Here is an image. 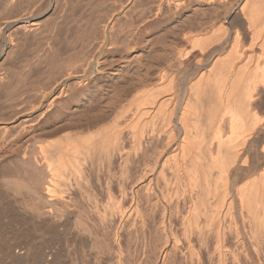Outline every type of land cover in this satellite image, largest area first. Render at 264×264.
<instances>
[{"label": "bare ground", "instance_id": "6f19581e", "mask_svg": "<svg viewBox=\"0 0 264 264\" xmlns=\"http://www.w3.org/2000/svg\"><path fill=\"white\" fill-rule=\"evenodd\" d=\"M117 1L118 6L123 4ZM134 1L131 3L138 2ZM143 1L147 0H142V4ZM192 1L151 0L150 4L140 5L139 12L135 8L138 5L133 4L136 11L133 6L129 7L131 15L133 9L141 18L138 19L142 20L149 12L154 16H162L171 7L180 10L179 7L185 8ZM197 1L211 4L216 0ZM233 1L218 0V3L225 11ZM15 2L19 4L18 0ZM114 3L110 5L117 2ZM129 7L126 9L128 13ZM237 9L235 17L232 16L239 24L232 30L222 21L214 28L215 20L221 15L219 13L207 16L204 20L197 16L190 25L187 24L190 30L196 31L178 32L180 35L175 36L179 41L188 43V48L178 50L172 47L170 55H164L166 58L159 54L162 58L157 57L156 63L151 65V76L149 71H145L141 76H128L129 81L127 77H113L112 82L116 86L111 82L113 86L100 88L98 81H92L96 76L95 71H99L96 65L100 62L92 56L86 59L82 56L84 62L79 59L78 65L69 61L73 67L66 68L65 64L64 68L68 71H64L65 74L61 72V79L57 80L56 76L57 81L53 84L46 83L48 87L42 82L43 77L41 83L37 79L38 83L33 84V87L32 82L36 76L40 78L37 73L32 79L28 71L29 75L20 76L17 73L14 81L18 78L20 81V77L24 76L21 82L30 80L28 82L31 83L27 82L26 86L24 82L17 81L20 86L24 85V89L19 91L23 87L17 84L18 94L10 86L14 81L10 79L13 82L7 83L9 71L3 73L5 76L0 75V89L11 87L7 93L6 89L2 91L6 93V98L4 94L1 95L3 89L0 90V96L6 102L5 106V103L1 104L3 100L0 101V143L10 140L9 143L14 144L9 145L11 149L2 153L3 159L0 160V183L3 186L0 190H5L4 193L0 192V198L10 197L15 203L7 199L5 202L8 201V205L5 208L6 204L1 200L2 206L5 204L1 216L11 223L15 219L22 225L25 232L21 231V234L26 235L21 237L33 239V233L34 238L37 236V240L33 239L35 242L25 237L23 246H19L23 238L18 243L14 237L17 241L11 240V244L14 242L11 248L12 237H8V229L1 225V221H6L0 217V227L6 229L8 237L3 238V228L0 237L4 240L0 238V241H10L7 249L2 252L0 250V261L4 258L5 261H2L5 264H57L53 253L59 251L54 249L63 241L59 243L56 240L57 247L51 244L55 238L53 233L59 235L57 233L63 231L62 234H67L63 240L67 242L65 245L69 264H264V0H242ZM175 10L170 11L179 14L180 11ZM126 11L124 9L125 13H120L128 15ZM110 13L112 16L108 15L110 18L106 22L108 16L105 17L104 25L101 26L99 22V26L104 29L97 27L104 32L110 31L108 33L112 38L102 31L101 41L93 44L97 45L95 51L107 47V51L126 52L132 44L137 43L131 40L136 28L135 24L132 27V21L137 15L134 18L129 15L132 19L125 15L132 23L126 20L128 23L122 22L123 28H119L122 20L113 16V11ZM9 18V15L8 18L0 16V33L10 22ZM24 18L19 16L15 19L19 21ZM40 23L38 20L27 21L15 28H24L30 32L29 35L33 31L37 36L36 30ZM7 36L11 37L9 34ZM108 38L111 41H107ZM81 43L77 44L86 45L85 42ZM68 45L71 46L70 43ZM94 46L91 43L89 48L94 49ZM82 47L77 49L83 51ZM46 49H41L45 56L43 60L48 58L45 54L49 51ZM92 49H88L90 52L84 49L83 55L92 54ZM39 50L36 52L38 55ZM59 56L63 57L62 54ZM191 57L195 58L196 67H204L206 64L209 67L203 68L204 71L192 80L184 83L177 80L175 83V74L170 75L168 70L176 68L180 71L182 64L191 60ZM155 73L156 76H153ZM52 78L55 80L54 76ZM154 78H158L156 80L159 83L149 87ZM125 80L127 84L121 86ZM39 83H43L45 88L40 87ZM56 87L55 96L53 92ZM29 90L37 93L33 94L39 100L37 104L31 105ZM46 96L50 99L43 109L52 106L55 97L63 98V105L60 104L57 110L58 116H67L65 110L67 107L69 109V102H83L80 117L84 121L34 131L24 146L25 141L22 144L20 138L32 128L31 116L38 111V104ZM43 109L37 113L38 116L42 117L46 111ZM17 119L20 121L16 123ZM8 134L11 137H7ZM3 145L1 143L0 147ZM3 173L7 176L3 177ZM22 191L26 192L28 201ZM16 211L22 218L18 214L14 215ZM19 224V228H12L20 229ZM46 227L49 228L46 231L49 234L52 230L57 231L51 233L53 236L50 234L53 239L40 233Z\"/></svg>", "mask_w": 264, "mask_h": 264}, {"label": "rangeland", "instance_id": "374dc122", "mask_svg": "<svg viewBox=\"0 0 264 264\" xmlns=\"http://www.w3.org/2000/svg\"><path fill=\"white\" fill-rule=\"evenodd\" d=\"M5 1V0H4ZM3 0H0V9H1V11H0V16H3L4 17V15L8 18V15H9V19H10V22L7 24V26L6 27H4L3 29H2V31H1V33H0V75H2L3 73H6L7 71H9V73L7 74L8 76H10V78L9 77H7V79H8V81H7V83L9 82V83H12L14 80H13V78L15 79L16 78V75H17V73H18V75L20 74V76L21 75H26L28 72L30 73V75H29V73L27 74V75H29L30 76V79H32V77H34L35 78V76L38 74V75H40V78H38L37 76H36V80L35 81H37V79H40V83H41V77H43V79H42V82H45V87L47 86L46 85V83H48V85H50V84H53L55 81H57L59 78H60V76H62L61 75V72H63L64 74H65V72L64 71H68V70H65L66 68H70V66H72V64L74 63V62H76L74 65H76L77 64V62H78V64H79V62L80 61H82V62H84L83 61V59L85 58V57H88V56H92V58H94V60L95 61H97L98 60V62H99V64L98 65H96V68L97 69H99V71L97 70V72L95 71V74H96V76L93 78V82H95L96 81V83H97V81H98V83H97V85H101L100 86V88H102V87H104L105 86V88H108L110 85L111 86H116L115 84H113V82H112V79H113V77H116V76H122V77H125L124 79H126V77H127V79L126 80H128L129 81V77L128 76H133V75H138V76H141V75H143L144 73H145V71H149V75L151 76V65H154L155 63H156V58L157 57H159L160 55L163 57L164 55H166V54H169L170 55V49L172 48V47H177V49L178 50H181L182 49V47H183V49H184V47H186V48H188L189 47V44L188 43H186V42H184V41H179L175 36H177V35H180L182 32H185V31H189L190 30V28H189V26L188 25H190V22H192V20L194 19V18H196L197 16H199V17H197L198 19H201L202 18V20H204V19H206L207 18V16H209L210 17V15H211V17L212 16H215L217 13H219V14H221L216 20H215V24H214V28H215V26L217 27V25L219 26V22H221V23H224V24H226V26L228 27V29L229 30H232V28H234L237 24H239L237 21H236V19L235 18H233V16L236 14V10H238L237 8H238V6H239V4L242 2V0H235V1H233L231 4H229V5H227V7H226V9L228 10H226L225 9V11L223 10V6H221V4L220 3H218V0H216V1H214V2H212L211 4H206V3H203V2H198L197 0H193L192 2L193 3H189V4H187L186 5V7L184 8V6L183 7H179L180 8V10L179 9H176L175 10V8H173V7H171V9L170 10H172V11H176V12H179V14L177 13V14H175V12H172V11H170V10H167V11H169V12H172V13H170V14H168L169 12H167L166 10H165V13H163L162 14V16H154L153 15V13H151V12H149L150 14L148 15V13L146 14V16L145 17H143V19H145L144 21H142V20H139V19H141V18H139L138 16L139 15H137L138 13H136L135 11H136V9H137V12H139L138 10H139V8H140V5L142 6L144 3L145 4H147V3H149L150 4V1L151 0H147V1H143L144 3L142 4V0H137L138 2H140V4L138 3V2H136V3H131V2H135L134 0L132 1V0H128L127 2H126V0L124 1V0H119L121 3H123L121 6H118L119 5V3H118V1L117 0H107V1H105V0H88V1H86V0H80V1H78V0H58V1H56V0H29V1H27V0H22V1H20V0H18V2H19V4L18 3H16L15 2V0H7V1H9V2H11L12 4H15V5H11V3H9V2H7V1H5L4 2ZM13 1L15 2V3H13ZM17 1V0H16ZM35 1V2H34ZM64 3H63V2ZM81 1H83V2H81ZM87 3H86V2ZM100 1H101V3H102V5H101V3H100ZM115 1V5H110V4H112L113 2ZM189 1V0H188ZM21 2V3H20ZM24 4H23V3ZM70 4H69V3ZM72 2V3H71ZM80 2V3H79ZM7 3H8V6H6L7 5ZM27 3H29L28 4V6L26 5ZM32 5H31V4ZM43 3V4H42ZM48 3V5H46ZM74 3V4H73ZM77 3V4H76ZM79 3V4H78ZM82 3V4H81ZM94 3H96V4H94ZM131 3V4H130ZM3 4V5H2ZM5 4V5H4ZM17 4V5H16ZM118 4V5H117ZM136 4V5H138V6H135V8L136 9H134V5ZM152 4V3H151ZM9 5H11V6H9ZM23 5V6H22ZM41 5V6H40ZM45 5V6H44ZM62 5V6H61ZM67 5V6H66ZM73 5V6H72ZM76 5V6H75ZM79 5H80V8H79ZM103 5H104V7H103ZM117 5V6H116ZM126 5V6H125ZM34 6V7H33ZM40 6V7H39ZM44 6V7H43ZM50 6V7H49ZM55 6V7H54ZM91 6H92V8H91ZM101 6V7H100ZM110 6L113 8V10L110 8ZM115 7V9H114V7ZM122 6H125V7H122ZM129 6H131V8H132V6H133V9L135 10V11H133V9H131V11L133 12V14L131 15V13H130V7ZM229 6V7H228ZM232 6V7H231ZM14 7V8H13ZM29 7V8H28ZM31 7V8H30ZM33 7V8H32ZM69 7V8H68ZM99 7V8H98ZM117 7H118V9H117ZM119 7H121L120 9H119ZM127 7H129V13L126 11V9H128ZM28 8V9H27ZM55 8V9H54ZM71 8V9H70ZM82 8V9H81ZM96 8V9H95ZM229 8V9H228ZM9 9H10V11H9ZM13 9V10H12ZM26 9V10H25ZM31 9H33V10H31ZM39 11H38V10ZM66 9H67V11H66ZM106 9V10H105ZM114 12L113 13V16H117V18L119 19V21H121V24L122 25H120L119 26V28H123V23L125 24L127 21L129 22V19L127 20L124 16L126 15V16H128L129 17V15H130V17L132 16V18H134L136 15V17L133 19L134 21H132V20H130V21H132V22H129V23H132V27H133V24H135L136 25V28H134L135 30H134V33H133V36H132V38H131V40L132 41H136L137 43L136 44H132V46H130L129 47V50H125L126 52H124L123 50L121 51V50H118V51H107V47H104L103 48V50H96L95 51V47H97V45L96 46H94L93 44L94 43H98L99 41H101L100 39H101V37H103V32H104V30H100L99 29V22H100V25L102 26V25H104L105 24V22L106 21H108L109 20V18L112 16V13H110V12H112L111 10ZM122 9V10H121ZM124 9H125V11H126V13H128V15L127 14H122V13H125V12H123L124 11ZM231 9H232V11H231ZM8 10V11H7ZM37 10V11H36ZM51 10H52V12H51ZM89 10V11H88ZM97 10V11H96ZM114 10H117V11H114ZM221 10V11H220ZM223 10V11H222ZM230 10V11H229ZM12 11H14V12H12ZM74 11H75V13H74ZM77 11V12H76ZM105 11H106V13H105ZM197 13H196V12ZM236 11V12H235ZM24 12H27V13H24ZM31 12V13H30ZM37 12V13H36ZM81 12V13H80ZM120 12H122V13H120ZM211 12V13H210ZM221 12V13H220ZM228 12V13H227ZM235 12V13H234ZM14 13V14H13ZM55 13V14H54ZM88 15H87V14ZM103 13V14H102ZM117 13V14H116ZM119 13V14H118ZM216 13V14H215ZM227 13V14H226ZM7 14V15H6ZM18 14V15H17ZM21 14H29V15H31L30 16V18H29V15H26V17H25V15H24V17H23V15H21ZM36 14H37V16H36ZM59 14V15H58ZM82 14V15H81ZM111 14V15H110ZM136 14V15H135ZM174 14V15H173ZM205 16H204V15ZM208 14V15H207ZM11 15V16H10ZM16 15V16H15ZM33 15V16H32ZM69 15H71V16H69ZM74 15V16H73ZM84 15V16H83ZM110 17H109V16ZM118 15H120V16H118ZM123 15V16H122ZM165 15V16H164ZM172 15V16H171ZM224 15V16H223ZM230 15L232 16V17H230ZM21 17V18H24V20H17L16 21V19H17V17ZM106 16H108L107 18L108 19H106L105 17ZM122 16V17H121ZM134 16V17H133ZM204 16V17H203ZM12 17H14V18H12ZM50 17H54V18H50ZM58 17V18H57ZM68 19H66V18ZM85 17V18H84ZM94 17V18H93ZM120 17V18H119ZM129 17V18H130ZM149 17V18H148ZM157 17V18H156ZM206 17V18H205ZM235 17V16H234ZM16 18V19H15ZM46 18H47V20H46ZM71 18V19H70ZM132 18H130V19H132ZM137 18V19H136ZM139 18V19H138ZM214 18V17H213ZM52 19V20H51ZM78 19V20H77ZM86 19V20H85ZM94 19V20H93ZM96 19V20H95ZM106 19V20H105ZM121 19V20H120ZM123 19L125 20V21H123ZM162 19V20H161ZM235 19V20H234ZM39 21V22H41L39 25H40V27H38V29L36 30V34H37V36H35V34H34V32L33 31H31V33L32 34H30L29 35V33L26 31V30H23L24 28H17V29H20V30H17L15 27L17 26V25H21V24H23V23H27V21ZM45 20V21H44ZM103 20H105V22L103 21ZM127 20V21H126ZM137 20V22H135ZM139 20V21H138ZM188 20V21H187ZM53 21V22H52ZM61 21V22H60ZM65 21V22H64ZM68 21V22H67ZM77 21V22H76ZM81 21V22H80ZM102 21V22H101ZM46 22V23H45ZM48 22H51V23H48ZM63 22V23H62ZM123 22V23H122ZM127 22V23H128ZM135 22V23H134ZM139 22H142V23H139ZM153 22V23H152ZM82 23V24H81ZM102 23V24H101ZM104 23V24H103ZM50 24V25H49ZM59 24V25H58ZM63 24V25H62ZM77 24H78V26H77ZM92 26H91V25ZM96 24V25H95ZM98 24V25H97ZM188 24V25H187ZM44 25H45V27H44ZM52 25V26H51ZM57 25V26H56ZM88 25V26H87ZM90 25V26H89ZM184 25H186L185 27H184ZM82 26H84V27H82ZM87 28H86V27ZM97 26H99V27H97ZM118 26V25H117ZM122 26V27H121ZM94 27V28H93ZM95 27H96V29H95ZM135 27V26H134ZM188 27V28H187ZM14 28V29H13ZM41 28V29H40ZM82 28V29H81ZM85 28H86V31H85ZM89 28V29H88ZM92 28H93V30H92ZM100 28H102V27H100ZM116 28V27H115ZM129 28H131L130 26H129ZM138 28V29H137ZM16 29V30H15ZM46 29V30H45ZM102 29H104V28H102ZM116 29H118V27L116 28ZM179 29V30H178ZM182 29V30H181ZM184 29V30H183ZM92 30V31H91ZM98 30V31H97ZM195 30V29H194ZM194 30L193 29H191L190 31L192 32H194ZM197 30V29H196ZM195 30V31H196ZM15 31H17V32H15ZM22 31H24V32H22ZM26 31V32H25ZM39 33H38V32ZM59 32V33H58ZM87 32V33H86ZM89 32V33H88ZM96 32H98V33H96ZM106 32V35L109 37V38H112L111 37V35L109 34L110 33V31H105ZM104 32V33H105ZM109 32V33H108ZM166 32V33H165ZM180 34H179V33ZM18 33H20V34H18ZM28 33V34H27ZM43 33V34H42ZM85 33V34H84ZM100 33V34H99ZM231 33L232 32H230V34H229V41H230V36H231ZM10 35L11 37H9V36H7V35ZM15 34V35H14ZM24 34V35H23ZM27 34V35H26ZM34 34V35H33ZM39 34V35H38ZM47 34V35H46ZM51 34V35H50ZM55 34V35H54ZM102 34V35H101ZM167 34L169 35V36H167ZM173 34V35H172ZM17 35H19L18 37H20L19 39H18V37H17ZM26 35V36H25ZM43 37H42V36ZM46 35V36H45ZM82 35V36H81ZM101 35V36H100ZM135 35V36H134ZM138 35H139V37H138ZM15 36V37H14ZM29 36V37H28ZM33 36V37H32ZM51 36V37H50ZM66 36V37H65ZM70 36V37H69ZM77 36V37H76ZM80 36H81V38H80ZM98 36V37H97ZM113 36V35H112ZM138 38H137V37ZM23 37H24V39H23ZM27 37V38H26ZM40 37V38H39ZM54 37V38H53ZM55 37H56V39H55ZM119 37H121L122 38V36L121 35H119ZM178 37V36H177ZM9 38H11V39H9ZM12 38H13V40H12ZM17 38V39H16ZM42 38H43V40H42ZM49 38V39H48ZM70 38V39H69ZM78 38V39H77ZM80 38V39H79ZM94 38V39H93ZM108 38V40L107 41H111V39H109ZM135 40H134V39ZM161 38V39H160ZM175 38V39H174ZM52 39H53V41H52ZM55 39V40H54ZM75 39V40H74ZM89 41V43L86 41ZM159 39V41H157ZM163 39H165V40H163ZM12 42H11V41ZM19 40V41H18ZM57 40V41H56ZM59 40V41H58ZM73 40V41H72ZM92 40V41H91ZM10 41V42H9ZM67 41V42H66ZM69 41V42H68ZM71 41V42H70ZM80 41H82V43L80 42ZM86 43V45L84 44V42ZM91 41V42H90ZM20 42V43H19ZM39 42V43H38ZM49 42V43H48ZM52 44H51V43ZM61 42L63 43V44H61ZM156 42H157V44H156ZM18 43V44H17ZM48 43V44H47ZM56 43V44H55ZM58 43V44H57ZM65 43V44H64ZM71 44V46L70 45H68V44ZM77 43H81V44H84V46L86 47L87 45V47L85 48L83 45H81L80 46V44H77ZM91 43H92V47L94 46V49H92V47L91 48H89V46L91 45ZM166 43V44H165ZM45 44V45H44ZM55 44V45H54ZM72 44H73V46H72ZM165 44V45H164ZM168 44V45H167ZM171 44H173L172 46H170ZM20 45V46H19ZM45 47H44V46ZM46 45H49L50 47L52 46V47H55L56 48V50H55V48H50L49 46L47 47V49L48 48H50L49 50H47L46 49ZM66 45V46H65ZM153 45V46H152ZM160 45H162V46H160ZM177 45V46H176ZM188 45V46H187ZM22 46V47H21ZM57 46V47H56ZM67 46L69 47V48H67ZM76 46V47H75ZM84 47V49H86V51L87 52H90L91 51V49H92V54H90V55H88V53H86V55L87 56H85V55H83V53L85 54V52H83V51H85L84 49H83V47ZM11 47V48H10ZM15 47V48H14ZM43 47V48H42ZM65 47V48H64ZM71 47H73V48H71ZM80 47H82L81 49L83 50V51H81L80 49L78 50L77 48H80ZM132 47V48H131ZM158 47V48H157ZM18 48H20V49H18ZM39 50V48H41V49H46L47 51H49V53H47V54H50V53H53L52 55H49V56H51V60L49 59V56L47 55V54H45L47 57V59H44L43 60V57L45 58V56H44V51L43 50H39V54L40 55H43L42 57L40 56V55H38V53L36 54V52H38V50ZM57 48L60 50H57ZM75 48V49H74ZM179 48H181V49H179ZM88 49H90V51L88 50ZM156 49V50H155ZM168 49V50H167ZM182 49V50H183ZM11 50H13V51H11ZM51 50V51H50ZM52 50H53V52H52ZM54 50H55V53H54ZM65 50V51H64ZM73 50H75V51H73ZM42 51H43V53H42ZM59 51V52H58ZM73 52V53H71V52ZM80 51H81V54H80ZM94 51V52H93ZM169 51V52H168ZM27 52V53H26ZM29 52V53H28ZM31 52H33V53H31ZM58 52V53H57ZM65 52V54L63 55V53ZM68 52V53H67ZM79 52V53H78ZM83 52V53H82ZM101 52V53H100ZM105 52V53H104ZM123 52V53H122ZM8 53V54H7ZM15 53V54H14ZM38 56V58H36L37 56L35 55V54ZM77 53V54H76ZM99 53H100V56H99ZM157 53V54H156ZM10 54V55H9ZM31 54V55H30ZM60 54H62V56L63 57H61V56H59ZM75 54H76V56H75ZM160 54V55H159ZM34 56V59H33V56ZM56 55V56H55ZM68 55V56H67ZM156 55V56H155ZM158 55V56H157ZM196 55V54H195ZM11 56V57H10ZM14 56V57H13ZM32 56V57H31ZM58 56H59V59H58ZM82 56H84V58H82ZM159 57V58H162V57ZM24 57V58H23ZM27 57V58H26ZM30 57V58H29ZM62 58V60H61V58ZM68 57V58H67ZM72 57V59H70ZM165 58H166V56H164ZM53 58V59H52ZM57 58V59H56ZM25 59V60H24ZM27 59V60H26ZM36 59H38L37 61H36ZM40 59H42V61L40 60ZM79 59H81L80 61H79ZM86 59V58H85ZM97 59V60H96ZM103 59V60H102ZM41 61V63H40V61ZM58 60H59V62L60 61H62V62H58ZM66 60V61H65ZM105 60V61H104ZM111 60V61H110ZM36 61V62H35ZM39 61V62H38ZM48 61L50 62V63H48ZM56 62L57 63V65L58 66H56V63L54 64L53 62ZM69 61H70V63L72 62V64H70L69 63ZM35 62V63H34ZM37 62L39 63V64H37ZM141 64H140V63ZM32 63V64H31ZM63 63V64H62ZM108 63V64H107ZM194 63H195V58H193V57H191V60H187V61H185L183 64H182V67H181V70L179 71V70H176V68L174 69V68H172V69H170L171 71H169L168 70V72H169V74L170 75H172L173 74V76H174V74H175V80L176 81H174L175 83L177 82V80H178V82H182V83H184V82H186V81H189V80H192V79H194L196 76H198L202 71H204V70H202L203 68H208L209 66H207V64H206V66H204V67H200V68H198V67H196L195 65H194ZM42 64V65H41ZM49 64H50V66H49ZM54 64V65H53ZM61 64H62V66H61ZM66 64V68H64L65 65ZM77 64V65H78ZM21 67H20V66ZM25 65V67H23ZM28 67H27V66ZM34 65V66H33ZM48 65V66H47ZM110 65V66H109ZM30 66H31V68H30ZM38 66V67H37ZM42 66V67H41ZM52 66H53V68H52ZM59 66H61V68L62 69H60V67ZM103 67V69H102V67ZM20 69H19V68ZM44 67H46V68H44ZM49 67V68H48ZM73 67V66H72ZM28 68H29V70H28ZM33 68V69H32ZM41 68V69H40ZM48 68V69H47ZM51 68H52V70H51ZM64 68V69H63ZM14 69V70H13ZM53 69H55V70H53ZM102 69V70H101ZM183 69V70H182ZM6 70V71H5ZM59 70H62V71H60V72H58ZM101 70V71H100ZM140 70V71H139ZM5 71V72H4ZM12 71V72H11ZM15 71V72H14ZM26 73H25V72ZM28 71V72H27ZM37 71V72H36ZM46 71V72H45ZM49 71V72H48ZM103 71H105V72H103ZM177 71H179V72H177ZM24 72V73H23ZM43 72V73H42ZM56 72H57V75H56ZM98 72H100L99 74H98ZM12 73V74H11ZM15 73V74H14ZM37 73V74H36ZM42 73V74H41ZM48 73V74H47ZM52 73V74H51ZM62 73V74H63ZM103 74L104 76H102V75H100V74ZM117 73V74H116ZM125 74V76H124V74ZM135 73V74H134ZM6 74H3V76H5ZM11 74V75H10ZM54 76V79L55 80H53V78H52V76ZM63 74V75H64ZM177 74V75H176ZM46 75L48 76V77H46ZM60 75V76H59ZM100 75V76H99ZM127 75V76H126ZM153 76H156V73H155V75L154 74H152ZM15 76V77H14ZM20 76H18V77H20ZM50 76V77H49ZM56 76H58L57 77V80H56ZM17 77V78H18ZM28 76H26V78H27ZM45 77L47 78V79H45ZM23 78H24V76H23ZM22 77H20V81H18V79L17 80H15L14 82L16 83L17 81L18 82H20V83H23L24 82V80H22L23 82H21V79H23ZM50 78H51V80H50ZM62 78V77H61ZM60 78V79H61ZM98 78V79H97ZM6 79V80H7ZM13 80L12 82H11V80ZM49 79V80H48ZM96 79V80H95ZM99 79H101V81L99 80ZM156 79H158V78H154V79H152L151 80V85H149V87H152V86H154L155 85V83H156V85L159 83V81L158 80H156ZM10 80V81H9ZM46 80V81H45ZM53 80V81H52ZM125 80V83L123 84H120L121 86L122 85H125V84H127V82L128 81H126ZM25 81H30V80H25ZM32 82V85L34 84V85H36L37 83H38V81L37 82ZM50 81V82H49ZM92 81H91V83H92ZM153 81V82H152ZM184 81V82H183ZM14 82L12 83V85H10L11 87L13 86L14 88H12V90H16L15 92H17V94H18V92L19 91H21L22 89H24V85L23 86H20V83L18 84V83H16V84H14ZM27 82H24V84H27ZM111 82H112V84H111ZM158 82V83H157ZM8 83V84H9ZM29 84H31L30 82H28ZM40 83H39V86L41 87V86H43V83H42V85H40ZM105 85H104V84ZM20 87H23V88H19V86ZM16 87H15V86ZM22 85V84H21ZM31 85V86H32ZM34 85H33V87H34ZM103 85V86H102ZM109 85V86H108ZM155 85V86H156ZM9 86V87H10ZM26 86H28V84L26 85ZM108 86V87H107ZM110 86V87H111ZM5 87V86H4ZM11 87L10 88H8L7 86L5 87V88H1V89H3V90H1V92L3 91H5L4 89H6V93H7V90L8 89H10L11 90ZM33 87H31V90H32V88ZM44 86H43V88H45ZM48 87V86H47ZM17 88H19L18 90L19 91H17ZM57 87L55 88V92H53V94L55 95L56 94V92H57ZM9 90V91H10ZM31 90H29V91H31ZM0 92V93H1ZM2 92V96H3V94L5 95V98H6V93H3ZM34 92V91H33ZM31 93V97L33 98V99H31V97H28L30 100H32V101H30L28 98V100L31 102V105L32 104H37V102H39V100H37L36 98H35V96L33 95V94H37V93H32V91L30 92ZM14 94H16V93H14ZM21 94V93H20ZM39 94V93H38ZM2 96H0L1 98H0V101L1 100H3V103H1V104H4L5 106H6V102L4 101V99H3V97ZM56 96V95H55ZM49 96H46L45 98H43L41 101H40V103L38 104V111H36L35 113H29V115H31L32 114V116H31V118H32V120L30 121L31 123H33V125L29 122V121H27V123H29V124H31L30 126H32V128H30V130L28 131V133H26L24 136H23V138L21 137L20 138V140H22V144L24 143V141H25V143L23 144L24 146H25V144H27L28 143V141H29V139L28 138H30V136L32 135L31 133H33L34 131L35 132H39V131H42V130H44V129H49V128H52V127H54V126H59V124L61 125H63L64 123L66 124H68V123H76L77 121L78 122H83L84 120L82 119V117H80L81 115H82V106L81 105H83V102L82 103H76L75 101H72V102H69L68 104L69 105H67V106H69V109H68V107L66 108V110L65 111H67V116H65V114H64V116L63 115H61L60 113V117L58 116V113H57V110H58V108L61 106V105H63L62 104V99L63 98H61V97H55L54 98V103L52 104V106H50V107H48V108H45L46 109V111H44L43 112V114H42V117L41 116H38V114L37 113H39V111H41V109H43V107H45L46 105H47V103L49 102ZM6 100V99H5ZM34 101V102H33ZM48 101V102H47ZM2 102V101H1ZM30 102H29V104H30ZM61 102V103H60ZM71 103V104H70ZM75 103V104H74ZM0 104V105H1ZM61 104V105H60ZM40 105V106H39ZM45 109H43V110H45ZM81 109V110H80ZM73 110V111H72ZM60 112V111H59ZM78 112V113H77ZM56 113V114H55ZM35 114V115H34ZM78 115V116H77ZM58 116V117H57ZM35 117H39V118H36L35 119ZM80 117V118H79ZM72 119V120H71ZM76 119V120H75ZM18 120L20 121V119H17L16 120V123L18 122ZM35 121V123H34V121ZM37 120V121H36ZM69 121V122H68ZM77 122V123H78ZM34 129V130H33ZM33 130V131H32ZM9 135V134H8ZM29 136V137H28ZM7 137H11V135H9V136H7ZM13 138V137H12ZM11 138V139H12ZM7 139H9V138H7ZM6 139V140H7ZM24 140V141H23ZM27 140V141H26ZM9 141L10 140H8L7 142L9 143ZM177 141V140H176ZM176 141H175V143H176ZM6 142V141H5ZM3 143V142H1L2 143V145L3 144H5V145H3L2 146V148L0 147V158L1 157H3V154L6 152V151H9L11 148H9V145L11 144L12 146L14 145L13 143ZM27 142V143H26ZM178 142V141H177ZM0 143V144H1ZM175 143H173V145L175 146ZM3 153V154H2ZM3 158H1L0 160H2ZM2 171V170H1ZM0 171V172H1ZM5 173V172H4ZM3 173V177L4 176H7V175H5ZM21 174V173H20ZM2 174L0 173V176H1ZM0 178H2V176L0 177ZM0 187L2 188L3 186L1 185V183H0ZM0 188V189H1ZM4 189V188H3ZM1 191H3V190H0V192ZM5 191V190H4ZM4 191H3V193H4ZM24 193V194H23ZM26 192L25 191H22V194L24 195L23 197L24 198H26L25 200H27L28 201V196L25 194ZM28 197V198H27ZM4 199V200H3ZM9 200L10 199V203L11 202H13V200L9 197H7V198H3L2 197V199L0 198V201L2 200V201H4V203L6 204V206H4L5 208L7 207V202H5V200ZM2 203L3 202H0V204H1V206H2ZM12 204H14L15 205V203L13 202ZM0 206V208H2V209H0V217H2L1 215H3L2 213V210H5L4 208H3V206L1 207ZM19 215L20 213H17V211H16V214H14V215ZM17 215V216H18ZM21 215V214H20ZM20 215L18 216V217H20ZM4 217V216H3ZM1 218V219H3V220H5L4 218ZM16 217V216H15ZM20 218H22V216L20 217ZM0 219V220H1ZM18 220V219H17ZM6 221V223L4 222V221H1V225L3 226L4 225V227H6V229H8L7 231H8V233H7V231H6V229L4 228V230L5 231H3V233H2V229H1V227H0V229H1V233H2V235H5L3 238H6V235L8 234V237L9 238H11L10 239V241L11 240H13V239H17L18 240V243L21 241V239L23 238V237H21V236H24V235H26L25 233H23V234H21V231L22 232H25L24 231V229L22 230V225L21 224H19L18 223V221H15V219H14V221L17 223L16 225H15V222L13 221V219H11V221H13L14 222V224H13V222L11 223L10 222V220H5ZM21 221V220H20ZM2 222H3V224H2ZM10 222V223H9ZM5 223V224H4ZM7 223H8V225H7ZM10 224V225H9ZM18 224L21 226L20 227V229H16V230H20V231H16L15 229H13L15 226H17L18 228H19V226H18ZM27 225V224H26ZM9 226H11V228H12V230L13 231H11V228H9ZM25 226V225H24ZM27 226H29V225H27ZM8 227V228H7ZM26 227V226H25ZM26 228H28L29 229V227H26ZM9 229H10V231H9ZM31 229V228H30ZM29 229V230H30ZM43 229V233H45L47 230H49V228H42ZM45 230V231H44ZM52 230V229H51ZM40 231H42V230H40ZM5 232V233H4ZM9 232L12 234H9ZM17 232V233H16ZM31 233H32V231H30ZM49 232V231H48ZM48 232H46V234L48 233ZM53 232H56L57 233V231H50V234L51 233H53ZM63 232V231H62ZM62 232H59V233H57V234H61L60 236L59 235H56V234H54L53 233V235H54V239L52 238V236L49 234V235H46V234H43L42 232H40L42 235H44L45 237H48V236H50V238L51 239H53V241H52V244L51 245H55L56 247H57V243L59 242V243H61L62 241V243L63 244H59L58 245V247L61 245L62 247H63V249L61 248V246L58 248L57 247V249H54V250H56V251H59V252H57V253H59V254H57L55 251H54V253H53V255L55 256L56 255V257H57V259L59 260V262H58V260L56 259V257H53V259H54V261H55V263L57 262V264H69V259H68V253L66 252L67 251V247H66V245L65 244H67V242H66V239L65 240H63L64 239V237H67V234H65V232L62 234ZM7 233V234H6ZM13 233H14V236H13ZM33 235V239H36L37 238V236H36V238H34L35 236V234L33 233L32 234ZM63 236V237H62ZM7 237V238H8ZM15 237V238H14ZM21 237V238H20ZM26 237V239H28V241H31L32 240V242H35L36 240H33L32 238L30 239L29 237H27V236H25ZM25 237L23 238V240L24 241H21L20 242V244H19V246H23L24 245V243H25ZM57 237V238H56ZM62 237V238H61ZM1 239H2V236L0 237ZM6 238V239H7ZM59 238H60V240H59ZM0 239V240H1ZM5 239V240H6ZM15 239V240H16ZM20 239V240H19ZM2 240H4V239H2ZM16 240V241H17ZM58 242H57V241ZM62 240V241H61ZM10 241H6V242H4V241H0L1 243H0V245L2 244V245H4V246H0V250H1V252L4 250V249H7L8 247V242H10ZM55 241V242H54ZM61 241V242H60ZM24 242V243H23ZM53 242H54V244H53ZM57 242V243H56ZM64 242H66V243H64ZM4 243V244H3ZM5 243H6V245H5ZM12 243V241L10 242V244ZM22 243H23V245H22ZM13 244H14V242H13ZM13 244H11V248H12V246L14 247V245ZM15 245H18V244H16L15 243ZM6 246V247H5ZM4 247V248H3ZM65 247V248H64ZM61 248V249H60ZM60 249V250H59ZM66 249V250H65ZM60 255V256H59ZM59 256V257H58ZM2 259V258H1ZM2 260H4V258L2 259ZM1 260V261H2ZM0 261V263H3V261L1 262ZM5 261V260H4ZM3 264H5V263H3ZM52 264H54V262H52Z\"/></svg>", "mask_w": 264, "mask_h": 264}]
</instances>
